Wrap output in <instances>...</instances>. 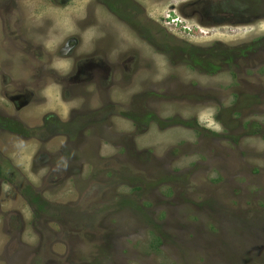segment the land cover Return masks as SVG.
<instances>
[{"label":"rangeland","instance_id":"1","mask_svg":"<svg viewBox=\"0 0 264 264\" xmlns=\"http://www.w3.org/2000/svg\"><path fill=\"white\" fill-rule=\"evenodd\" d=\"M118 1L0 0V264H264V0Z\"/></svg>","mask_w":264,"mask_h":264},{"label":"flooded vegetation","instance_id":"2","mask_svg":"<svg viewBox=\"0 0 264 264\" xmlns=\"http://www.w3.org/2000/svg\"><path fill=\"white\" fill-rule=\"evenodd\" d=\"M96 1H98V3H100L102 5V7L105 9L106 13L110 14L111 16L118 17L119 18V21L118 22L120 24H122V27H124L123 25H125L126 27H131L132 28V31H135L136 29H138V28L133 27V25H131V24L128 23V22L132 21V19L129 18V17H127L128 15L135 14L136 12L132 13L133 11H129L128 10V7L125 8V5H123V3H122V7H121V3L118 0H101V1L100 0H96ZM203 4L204 5H209L208 8L209 7L212 8L210 2H207V3L204 2ZM203 4H201V5H203ZM222 4L223 5H226V2H224ZM201 5H196L195 8H200ZM12 6H13V8H15V5L14 4H12ZM217 6H220V4H218ZM209 12H214V11L212 10V11H209ZM125 16L128 18L127 19L128 22L125 21V19H124ZM122 58H124L123 54L120 57V61H119L120 63H123V62L131 59V58H125L122 61L121 60ZM20 91L21 90H19V92ZM27 95H28V93L22 91L20 93V96L19 97H24L26 99L27 97H25V96H27ZM54 120H51V121H54Z\"/></svg>","mask_w":264,"mask_h":264},{"label":"trees","instance_id":"3","mask_svg":"<svg viewBox=\"0 0 264 264\" xmlns=\"http://www.w3.org/2000/svg\"><path fill=\"white\" fill-rule=\"evenodd\" d=\"M9 123V125H10V123H11V121H9V122H7V124ZM12 124V123H11Z\"/></svg>","mask_w":264,"mask_h":264}]
</instances>
